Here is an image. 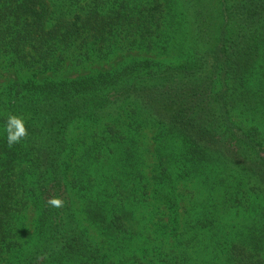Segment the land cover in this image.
Here are the masks:
<instances>
[{"label": "trees", "instance_id": "trees-1", "mask_svg": "<svg viewBox=\"0 0 264 264\" xmlns=\"http://www.w3.org/2000/svg\"><path fill=\"white\" fill-rule=\"evenodd\" d=\"M4 64L0 264H264V0H0Z\"/></svg>", "mask_w": 264, "mask_h": 264}, {"label": "rangeland", "instance_id": "rangeland-1", "mask_svg": "<svg viewBox=\"0 0 264 264\" xmlns=\"http://www.w3.org/2000/svg\"><path fill=\"white\" fill-rule=\"evenodd\" d=\"M154 55L155 54H151L149 56L154 57ZM136 56H147V55L144 52H140V51H134V52H129L125 54H118L114 56L111 59V61H108V62L103 61V62H99L96 64H89L87 66L85 65L83 67L73 65L69 62L65 65L64 69L58 74L62 77H76V76H80L81 74H86V73H90L93 71L96 72L102 69L111 68L114 64H116L120 60H126L127 58L136 57ZM32 75L38 78H45L47 76H56L52 73H47L44 75L43 73L39 72V70L36 68L25 70L22 73H18V70L15 69L14 67L4 64L3 66L0 67V84L9 83L10 81L20 79L21 77H28ZM146 132L149 134V136L146 138V141L150 143L151 132L149 130H146ZM144 158L147 164L153 161L149 153L145 152Z\"/></svg>", "mask_w": 264, "mask_h": 264}, {"label": "clouds", "instance_id": "clouds-1", "mask_svg": "<svg viewBox=\"0 0 264 264\" xmlns=\"http://www.w3.org/2000/svg\"><path fill=\"white\" fill-rule=\"evenodd\" d=\"M3 130L6 133L7 143L10 147L20 143L28 134L24 118L17 115H10L7 117ZM49 204L59 207L62 201L59 198H53L49 201Z\"/></svg>", "mask_w": 264, "mask_h": 264}]
</instances>
